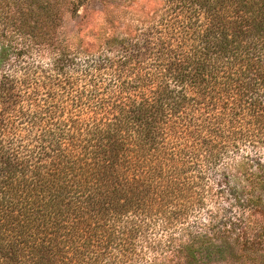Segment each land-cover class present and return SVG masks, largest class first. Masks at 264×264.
<instances>
[{
	"label": "trees",
	"instance_id": "obj_1",
	"mask_svg": "<svg viewBox=\"0 0 264 264\" xmlns=\"http://www.w3.org/2000/svg\"><path fill=\"white\" fill-rule=\"evenodd\" d=\"M47 1L0 2V264H141L150 228L178 264L264 251V0H57L100 4L87 45Z\"/></svg>",
	"mask_w": 264,
	"mask_h": 264
},
{
	"label": "rangeland",
	"instance_id": "obj_2",
	"mask_svg": "<svg viewBox=\"0 0 264 264\" xmlns=\"http://www.w3.org/2000/svg\"><path fill=\"white\" fill-rule=\"evenodd\" d=\"M6 1L12 5V0H0L2 3ZM47 2V0H28V4L34 8L40 7L39 4L42 6L45 5L46 7ZM50 3L53 9H55L52 12L53 19L51 20H54V24L58 27L56 32H58L59 39H71L74 38V33H79L82 36L84 44H92L94 41L89 30L91 29V32L93 33L94 29L99 28L100 24L106 23L108 19L107 16L104 15L105 13H103L102 7L98 3L95 5L91 3V6L89 7H81L78 15L74 14L73 5L66 6L63 8V10L57 13V0H50ZM143 4L144 0H138L132 4L131 8L123 9L121 16L126 20H131L133 17H138L137 14L139 13ZM153 7L155 9L157 5L153 4ZM88 9H92L90 10L91 12H86ZM56 14L58 15V18H56ZM81 15L82 17L87 15V17L82 18L80 17ZM0 23L6 25L4 22ZM81 36L79 35L80 38ZM208 206L213 207L216 212L222 214V208L227 207L228 203H217L213 200L211 202L209 201ZM239 214L240 213L236 211L233 213V215L236 217H238ZM205 215L206 214L202 216V221L206 219ZM253 219L258 218L254 217ZM143 231L138 234V237L136 238L138 253L142 254L144 258L143 261H141V264H178L177 260L173 259L174 253L170 251L171 248L169 247V244L173 240L179 239L181 237L179 233L171 234L159 228H150L149 230L144 229ZM245 257L247 258L241 261L225 259L207 264H264V251L259 252L258 255L251 257L245 255Z\"/></svg>",
	"mask_w": 264,
	"mask_h": 264
}]
</instances>
